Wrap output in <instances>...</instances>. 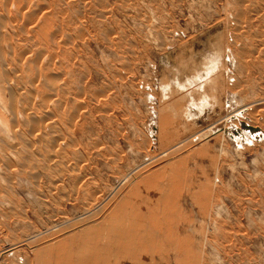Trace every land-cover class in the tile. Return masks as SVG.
Instances as JSON below:
<instances>
[{"label": "rangeland", "instance_id": "rangeland-1", "mask_svg": "<svg viewBox=\"0 0 264 264\" xmlns=\"http://www.w3.org/2000/svg\"><path fill=\"white\" fill-rule=\"evenodd\" d=\"M0 131V264H264V0H0Z\"/></svg>", "mask_w": 264, "mask_h": 264}, {"label": "bare ground", "instance_id": "bare-ground-1", "mask_svg": "<svg viewBox=\"0 0 264 264\" xmlns=\"http://www.w3.org/2000/svg\"><path fill=\"white\" fill-rule=\"evenodd\" d=\"M10 1H11V0H10ZM27 1H28V0H27ZM1 3H2V2H1ZM12 3H13V2H12ZM17 3L19 4V1H18ZM22 5H23V4H22ZM22 5H19V6H22ZM11 7H12V5H11ZM3 8H4V7H3ZM20 8H21V7H20ZM22 8H23V7H22ZM22 8H21V9H22ZM8 9H9V8H8ZM19 10H20V9H19ZM22 11H23V10H22ZM1 12H2V11H1ZM20 12H21V11H20ZM41 15H42V14H41ZM1 32H2V31H1ZM24 36H25V35H24ZM3 40H4V39H3ZM32 49H33V48H32ZM2 50H3V49H2ZM11 90H12V89H11ZM12 95H13V93H12ZM15 97H16V96H15ZM1 98H2V97H1ZM10 100H12V99H10ZM28 101H29V100H28ZM11 102H12V104L15 103V102L13 103V101H11ZM7 104H8V103H7ZM12 104H11V105H12ZM17 104H18V103H17ZM23 104H24V103H23ZM25 104H27V103H25ZM25 104H24V105H25ZM30 104H31V103H30ZM14 105H15V104H14ZM27 106H29V105H27ZM6 107H7V106H6ZM15 107H17V105H15ZM15 109H16V108H15ZM9 110H10V109H8V111H9ZM20 110H21V109H20ZM24 110H25V109H24ZM12 111H14V110H12ZM16 111H17V109H16ZM18 111H19V110H18ZM15 113H18V112H14V114H15ZM21 113H22V112H21ZM13 116H14V115H13ZM26 118H27V117H26ZM35 120H36V119H35ZM6 130H8V129H6ZM4 131H5V130H4ZM0 132H1V131H0ZM5 133H6V132H5ZM5 133H4V134H5ZM0 134H1V133H0ZM1 137H2V135H1ZM23 156H24V155H23ZM21 176H22V175H21Z\"/></svg>", "mask_w": 264, "mask_h": 264}]
</instances>
